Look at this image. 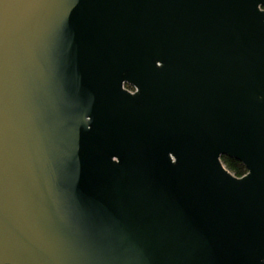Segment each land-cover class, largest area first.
<instances>
[{"label": "water", "instance_id": "95a60500", "mask_svg": "<svg viewBox=\"0 0 264 264\" xmlns=\"http://www.w3.org/2000/svg\"><path fill=\"white\" fill-rule=\"evenodd\" d=\"M0 264H264V0H0Z\"/></svg>", "mask_w": 264, "mask_h": 264}, {"label": "trees", "instance_id": "16d2710c", "mask_svg": "<svg viewBox=\"0 0 264 264\" xmlns=\"http://www.w3.org/2000/svg\"><path fill=\"white\" fill-rule=\"evenodd\" d=\"M222 163L236 177H242L247 173L245 166L237 160L223 156Z\"/></svg>", "mask_w": 264, "mask_h": 264}, {"label": "flooded vegetation", "instance_id": "af4514ba", "mask_svg": "<svg viewBox=\"0 0 264 264\" xmlns=\"http://www.w3.org/2000/svg\"><path fill=\"white\" fill-rule=\"evenodd\" d=\"M126 88L131 91V92H134V89L131 87V86H126Z\"/></svg>", "mask_w": 264, "mask_h": 264}]
</instances>
